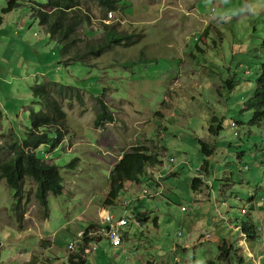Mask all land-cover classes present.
Instances as JSON below:
<instances>
[{"label": "rangeland", "instance_id": "obj_1", "mask_svg": "<svg viewBox=\"0 0 264 264\" xmlns=\"http://www.w3.org/2000/svg\"><path fill=\"white\" fill-rule=\"evenodd\" d=\"M7 1L0 0V162L10 156V143L26 137L32 108L40 109L32 96L35 84L53 79L78 86L82 98L60 100L66 113L62 144L50 141L35 151L58 165L63 177V194L48 199L49 217L42 218L28 180L26 227L20 226L10 215L14 191L0 180V264L26 248L44 252L52 264H69L71 238L88 226L78 217L88 205L94 210L104 204L111 170L137 144L158 152L160 162L140 182H127L108 210L142 222L125 228L134 231L121 263L140 264L148 256L155 264H219L218 246L232 236L239 255L264 264V206L261 198L254 206L242 191L252 165L264 161L256 150L264 147V126L244 122L252 112L243 105L264 63V0H120L121 9L108 13L83 2L91 22L79 29L81 47L100 41L107 30L102 24L120 35L135 34L137 41L111 46L90 58V66L60 62L61 45L32 14V5L48 0H17L19 6L2 13ZM97 97L114 116L102 128L95 127ZM214 117L222 123L218 134L209 130L218 123ZM200 139L214 143V153L205 155ZM238 151H244L241 158ZM205 158L208 175L199 169ZM72 161L75 168L69 169ZM196 175L205 182L198 191L191 185ZM158 186L159 195L143 196ZM249 215L260 229L253 240L243 239L236 227L238 218Z\"/></svg>", "mask_w": 264, "mask_h": 264}, {"label": "trees", "instance_id": "obj_2", "mask_svg": "<svg viewBox=\"0 0 264 264\" xmlns=\"http://www.w3.org/2000/svg\"><path fill=\"white\" fill-rule=\"evenodd\" d=\"M83 2L95 3L105 9L106 13L119 11L121 9L119 5L123 4L120 0H48L47 4L36 2L35 5L31 6L33 16L45 27L51 39L61 45L60 62L62 64L68 66L75 61L90 66V63H88L90 58L100 57L106 49L113 45L129 46L136 44V39H133L134 37L136 38L135 34L120 35L112 25L102 24L103 29L107 30L100 41L97 43L86 42L81 47L80 43L82 41L79 29L81 26L89 25L91 22L89 15L81 9ZM19 5L20 3L17 0H8L7 6L2 9V13L10 12ZM86 32L88 33V31ZM204 33L208 35V29H205ZM141 60L142 57L138 61ZM137 62H126L123 65L129 67L137 64ZM256 80L257 85L253 94L248 99L243 100L244 107L252 112V116L244 122L255 126H264V63H261V69ZM79 88L78 86L66 85L53 79H48L45 83H38L32 87V96L36 104L40 105V109L36 111L32 108L29 116L30 127L26 137L19 143L15 141L10 143V156L0 162V180H5L8 187L14 191L10 215L20 226L25 223L27 207L30 202L31 195L25 190L28 180L35 186L33 197L41 208L44 220L49 217V197L63 194L64 184L59 166L55 163L40 160L35 151L38 147L48 144L50 141H53L54 146L62 144L65 137L63 124L66 113L60 100L68 99L70 101L73 98L72 96H76L81 101L82 97ZM96 99L99 103V111L95 119V127L102 128L107 123H113L114 116L112 115V110L102 98L97 97ZM213 120L218 121V123L217 125L210 124L209 130L211 133L218 134L222 128V123L217 117H214ZM50 134L54 135L53 139L50 138ZM200 145L205 155L210 156L214 153V143L200 139ZM149 147L146 144H137L123 153L121 159L110 172V188L104 202L105 205H114L121 193L126 191L127 182H140V177L144 173H148L160 162V154ZM259 147L260 149L256 150L261 151L263 157L264 147L262 144ZM243 153L244 151H238L236 156L241 158ZM209 161L207 158L204 159L200 167L201 171L208 172ZM252 166L254 168H252L250 177L247 178L248 183L253 182L254 185L264 189V161H258L257 164L255 161ZM67 167L74 169V162L69 163ZM204 183L201 176H195L191 185L194 191H198ZM252 221L250 215L237 219L236 227L245 240L255 239L258 235V230H260L251 223ZM90 229L88 228L87 231ZM237 249V243L232 236L224 238L217 250L218 263L250 264V261L238 254ZM82 260L83 257L81 256L70 257L71 264H81Z\"/></svg>", "mask_w": 264, "mask_h": 264}, {"label": "crops", "instance_id": "obj_3", "mask_svg": "<svg viewBox=\"0 0 264 264\" xmlns=\"http://www.w3.org/2000/svg\"><path fill=\"white\" fill-rule=\"evenodd\" d=\"M208 163H209L208 168L210 169V161ZM208 173H209V170L207 172V175H208ZM248 177H250V176H248ZM248 177H246V179H244L246 183H245V188L242 189V191L246 190L248 192L249 199L252 201V204L254 206L257 205L256 203L260 202L259 198H261L260 206L261 205L264 206V194H262L260 196V192L264 193V189L260 190L261 187L254 185L253 182L248 183V181H247ZM206 184H207V181H206ZM211 186H212L211 190L214 191V184ZM210 194L211 195H209V198H211L212 192H210ZM238 198H240V197H238ZM100 206H101V208H99ZM111 208L112 207L110 205H105L102 203L101 205L99 204L98 206H95V209L92 210L91 206L88 205L86 210H84L80 214V216L78 217L79 221H81L82 223L86 222V224H88V226L86 228L84 227L83 230H80L77 234L73 235L71 238V243L74 242V240H76V237L79 233L86 231L88 228L94 229L97 226L104 225L102 216H103L104 212L108 211ZM87 209H91L93 212L88 213ZM112 211H113V209H112ZM108 212H110V211H108ZM110 213L115 215V219L120 218V216H119L120 214L117 215V214H114V212H110ZM126 213L128 214V210H126ZM33 224H36V223H33ZM23 226H25V223ZM104 226H106V224ZM128 227L137 228V226H135L133 224H129L128 226L122 228L123 242H122V245L120 247L112 246L110 244V242L103 236L96 237V238L92 237L89 239H80V241H78L75 244V247L73 250H70L71 244H69V253L72 252L70 254V256H68L69 264H71V262H70L71 256L83 257L81 264H91V263L98 264L99 262H104V261L107 262L108 259H111V258H113L112 264H123V263H121V260L124 259L125 254L127 253V249H128L127 243L131 242V237H132L133 231H134V229H130V231L125 230V228H128ZM94 241L97 242V245H98L97 249L94 251L88 252V250H90L91 247L93 246ZM23 246L27 247V244H24ZM67 255H68V252H67ZM9 258H10V261H8L9 264H52L51 260L46 258L44 252H41V255H40V254H37L36 252L29 250L27 248L24 249L23 251L20 249L19 252H17L16 254H15V252H13L12 254H10ZM139 260L141 261L140 264H155V261H151V259L148 256L142 257ZM161 263L164 264L163 260H161Z\"/></svg>", "mask_w": 264, "mask_h": 264}, {"label": "built area", "instance_id": "obj_4", "mask_svg": "<svg viewBox=\"0 0 264 264\" xmlns=\"http://www.w3.org/2000/svg\"><path fill=\"white\" fill-rule=\"evenodd\" d=\"M112 14L110 13V16ZM173 161V159H171ZM244 169L248 170L249 169V165L245 164L243 166ZM161 179V177H160ZM162 188L161 187H157L156 190L154 192H150L149 190H145L143 193V196H157L161 193ZM160 191V192H159ZM124 205H128V202H124ZM182 209L184 210L185 208L182 207ZM103 222L104 225L106 224V226L102 225V226H98L94 229H90L89 231H84L78 234V237L76 238V240L70 245V249L73 250L75 247V244L80 241V239H89L92 237H105L112 246L114 247H120L122 245L123 242V233H122V228L128 226L129 224H133L137 227H140L142 225L141 220H139L137 217L135 216H126L125 217H121L119 219H115V215H113L112 213L106 211L104 212L103 216ZM180 234V232L178 233ZM209 238V236H207ZM98 247L97 242L94 241L93 242V246L91 247L89 251H94L96 250Z\"/></svg>", "mask_w": 264, "mask_h": 264}, {"label": "clouds", "instance_id": "obj_5", "mask_svg": "<svg viewBox=\"0 0 264 264\" xmlns=\"http://www.w3.org/2000/svg\"><path fill=\"white\" fill-rule=\"evenodd\" d=\"M245 164H246V163H245ZM199 169H200V168H199ZM199 169H198V170H199ZM196 176L199 177L200 175H196ZM133 216H135V215H133ZM135 217H136V216H135ZM101 226H102V225H101ZM97 227H98V226H97ZM258 229H259V228H258ZM86 231H87V230H86ZM77 237H78V236H77ZM77 237H76V238H77ZM74 241H75V240H74ZM72 243H73V242H72ZM72 243H71V244H72ZM70 250H71V249H70ZM71 253H72V252H71Z\"/></svg>", "mask_w": 264, "mask_h": 264}, {"label": "bare ground", "instance_id": "obj_6", "mask_svg": "<svg viewBox=\"0 0 264 264\" xmlns=\"http://www.w3.org/2000/svg\"><path fill=\"white\" fill-rule=\"evenodd\" d=\"M141 226H142V225H141ZM141 226H140V227H141Z\"/></svg>", "mask_w": 264, "mask_h": 264}]
</instances>
